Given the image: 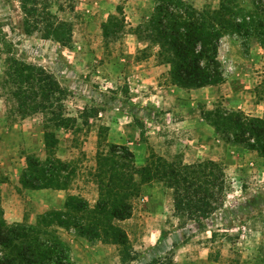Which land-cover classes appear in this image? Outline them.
<instances>
[{
    "label": "rangeland",
    "instance_id": "374dc122",
    "mask_svg": "<svg viewBox=\"0 0 264 264\" xmlns=\"http://www.w3.org/2000/svg\"><path fill=\"white\" fill-rule=\"evenodd\" d=\"M190 1L202 11L217 10L220 1L253 11V0ZM45 4L71 24L68 45L53 41L41 27L38 15ZM155 4L156 0H0V36L6 41L0 75L8 58L40 66L67 90L62 116L75 118L72 125H55L48 113L21 116L0 83L3 217L18 218L22 213L23 222L35 223L37 215L61 209L68 194L84 197L93 208L99 193L113 192L106 182L109 171H122L124 166L111 164L119 162L127 165L125 173L135 188L128 198L131 216L113 222L124 229L128 244L91 243L58 228L56 234L70 245L72 264H151L164 257L175 264H264V156L226 140L205 118L208 111L221 107L264 119V45L254 35L244 42L226 29L217 48L221 82L180 87L170 75L166 54L158 57L159 44L144 37ZM35 5L41 9L24 13ZM83 109L89 110L85 117ZM122 147L126 158L119 156ZM27 155L43 164L48 157L61 160L68 171L72 168L65 188L24 187ZM207 159L223 167V189L218 207L194 218L175 213L171 187L158 177L146 180L139 171H153L164 162L179 166ZM127 251L135 254L134 260L128 259Z\"/></svg>",
    "mask_w": 264,
    "mask_h": 264
},
{
    "label": "trees",
    "instance_id": "16d2710c",
    "mask_svg": "<svg viewBox=\"0 0 264 264\" xmlns=\"http://www.w3.org/2000/svg\"><path fill=\"white\" fill-rule=\"evenodd\" d=\"M233 5V1L227 4L220 1L217 10L202 11L196 9L190 0H156L144 27L145 31L149 29L148 35H143L159 44L158 57L166 54L170 75L180 87L200 88L221 82L217 48L226 29L241 36L244 42L254 35L264 45V0H253L251 13ZM37 6L25 8L24 13L39 11L41 8ZM47 9L45 4L38 15L41 27L53 41L68 45L71 24L58 19ZM5 45V38L0 36V52ZM2 64L0 83L7 90L6 96L13 100L18 114L27 116L39 111L48 113L55 125L75 122V118L62 116L67 90L43 68L9 58ZM83 110L81 116L85 117L89 110ZM205 118L226 140L264 156V119L221 107L208 111ZM82 123L85 124L86 119L82 118ZM43 139L46 145L47 133ZM125 154L128 152L122 147L120 158H126ZM39 160L32 155L26 156L27 166L21 176L24 187L65 188L74 170L68 171V165L61 160L53 161L48 157L45 164ZM111 164L127 167L119 162ZM124 167L119 173L108 172L106 186L113 192L99 193L93 208L84 197L68 194L61 209L47 210L37 215L35 223H25L7 222L0 205V264H72L70 245L56 234L58 228L71 230L91 243L108 241L126 246V232L113 223L114 220L128 219L132 214L128 198L134 195L135 188ZM139 171L144 179L158 177L172 188L175 213L194 218L218 207L224 172L223 167L214 161L207 159L179 166L164 162L153 171L147 168ZM207 186H211L214 192ZM129 254L127 251L128 259L134 260L135 254ZM150 263L175 264L170 257L152 259Z\"/></svg>",
    "mask_w": 264,
    "mask_h": 264
},
{
    "label": "crops",
    "instance_id": "0c3cea01",
    "mask_svg": "<svg viewBox=\"0 0 264 264\" xmlns=\"http://www.w3.org/2000/svg\"><path fill=\"white\" fill-rule=\"evenodd\" d=\"M207 86H214V85H207ZM205 87V86H204ZM0 195L1 196H3V193L2 192H0ZM4 214H6V212L4 213ZM8 216H9V214H8ZM37 217V216H36ZM26 218H24V215L21 213L20 214V216L18 217V218H14V217H10V218H8V219H6L7 221H9V222H14V221H24ZM28 222H32L31 220H28Z\"/></svg>",
    "mask_w": 264,
    "mask_h": 264
}]
</instances>
